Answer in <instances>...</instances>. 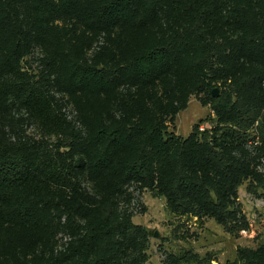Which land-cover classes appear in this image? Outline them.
<instances>
[{"label":"trees","instance_id":"1","mask_svg":"<svg viewBox=\"0 0 264 264\" xmlns=\"http://www.w3.org/2000/svg\"><path fill=\"white\" fill-rule=\"evenodd\" d=\"M57 7L55 11L92 28L112 25L120 28V35L121 30L129 33L130 45L121 43L124 57L119 61L112 58L101 66L67 52L61 54V62L67 68V84L76 93L108 91L122 80L139 86L141 93L134 100L139 122H98L86 157H76L74 150L58 151L56 157L52 153L38 158L44 167L35 165L19 147L0 153V256L17 252L18 232L45 223L44 209L63 206L59 213L84 217L85 233L70 250L29 264H144L151 232L130 215H122L112 197L131 180L165 196L172 212L213 216L230 233L248 229L237 198L247 178L249 191L264 187V174L250 152L261 143L258 158L264 159V91L259 87L264 82V0H60ZM161 20L167 21L162 30ZM26 34V22L14 1L0 0V71L16 70ZM139 34L146 38L136 39ZM210 53L226 55L233 65L235 58H248L242 70L235 71L236 65L222 67L225 78L235 80L232 92L213 96L217 88L213 83L222 79V71ZM206 72L212 74L209 103L216 124L201 129V119L186 138L169 132L164 115L175 116L186 108L188 96L207 85L202 74ZM17 77L16 84L0 86V101L26 93L29 104L39 103L40 97L33 95L43 92L41 84L20 72ZM163 78L169 82L168 97H184L178 103L174 97L176 104L171 99L163 103L151 89ZM129 143L134 151L125 155L123 148ZM84 167L98 180L102 199L85 204L84 197L61 200L34 190L38 177L47 185L71 186ZM212 260L189 250L171 256L169 264ZM233 264H264V244L241 247Z\"/></svg>","mask_w":264,"mask_h":264},{"label":"rangeland","instance_id":"2","mask_svg":"<svg viewBox=\"0 0 264 264\" xmlns=\"http://www.w3.org/2000/svg\"><path fill=\"white\" fill-rule=\"evenodd\" d=\"M13 1L14 9L23 15L26 22V48L16 63V70L0 71V86L16 84L20 72L35 84H41L44 90L33 95L40 97L39 103L29 104L26 93L0 101V153L19 147L35 165L38 163L44 167L45 163H40V160L52 153L56 157L58 151L66 153L74 150L76 157H86L98 122H124L125 119L130 124L139 122V111L134 101L141 93L139 86L122 80L108 91L76 93L67 84V68L61 62V54L67 52L101 66L110 64L112 58L119 61L124 57L121 43L130 45L129 33L121 30L120 35V28L112 25L92 28L82 20L57 12L60 0ZM50 1L55 5L47 3ZM161 22L159 26L162 30L167 21ZM152 29L156 30V26L152 25ZM142 38H146V34H139L136 39ZM210 54L212 62L219 65L222 71V79L213 83L220 90L219 96L232 92L235 80L226 79L222 67L236 65L235 71L242 70V63L248 58H235L236 64L233 65L228 61L230 58H225L226 55ZM202 74L207 77V85L188 96L186 108L175 116L164 115L169 132L186 138L201 119L205 128L216 124L217 116L209 103L211 87L208 80L212 74ZM168 83L166 78L159 79L151 88L165 104L170 99L177 101L181 97L178 94L172 95L174 99L168 97ZM259 87L263 93L264 82ZM260 144H254L250 152L257 157V169L264 174V159L258 158ZM133 149L129 143L123 148V154H130ZM97 181L84 167L71 186L55 182L47 185L44 177H38L34 190L37 194H52L61 200L84 197V203L91 204V201L104 197V193L97 188ZM250 182L249 178L245 179L238 189L237 201L249 221V228L238 233L227 231L213 216L198 218L172 212L165 196L134 180L125 183L123 189L112 197L122 215H130L135 224L151 232L144 264H169L171 256L189 250L202 256H212L211 264H233L239 258L241 247L259 248L264 244V187H258L256 193L251 192L248 190ZM62 207L44 209L45 223L40 228L18 232L16 235L21 246L17 252L0 256V264H29L35 258L60 255L70 250L85 233L82 226L86 221L78 213L70 217L67 211L59 213Z\"/></svg>","mask_w":264,"mask_h":264},{"label":"water","instance_id":"3","mask_svg":"<svg viewBox=\"0 0 264 264\" xmlns=\"http://www.w3.org/2000/svg\"><path fill=\"white\" fill-rule=\"evenodd\" d=\"M219 93H220L219 88H215V89L212 91V94H213V96H215V97L219 96ZM155 235L158 236V235H159L158 232H156Z\"/></svg>","mask_w":264,"mask_h":264},{"label":"built area","instance_id":"4","mask_svg":"<svg viewBox=\"0 0 264 264\" xmlns=\"http://www.w3.org/2000/svg\"><path fill=\"white\" fill-rule=\"evenodd\" d=\"M205 127L204 126H201V129H204Z\"/></svg>","mask_w":264,"mask_h":264}]
</instances>
